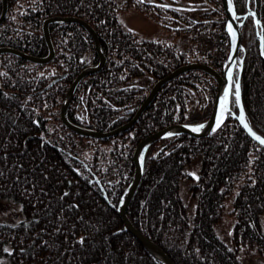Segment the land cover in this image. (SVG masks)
Returning <instances> with one entry per match:
<instances>
[{
  "label": "trees",
  "instance_id": "16d2710c",
  "mask_svg": "<svg viewBox=\"0 0 264 264\" xmlns=\"http://www.w3.org/2000/svg\"><path fill=\"white\" fill-rule=\"evenodd\" d=\"M234 1L241 14L248 4L257 11L264 34V0ZM131 9L152 16L181 44L123 26L120 14ZM54 15L87 20L102 40L107 62L79 83L69 107L73 122L98 130L129 121L154 83L175 68L197 61L222 72L230 53L222 0H9L0 46L46 55L42 24ZM50 31L56 54L47 63L0 54V197L23 213L0 220V257L5 264H162L134 234L118 231V211L66 151L88 163L117 205L132 179L138 142L171 123L206 120L217 81L188 70L163 86L130 129L106 138L82 135L60 111L76 75L98 62L94 40L79 23L51 24ZM241 33L243 104L264 135V58L252 15ZM227 198L234 223L223 236L217 226ZM128 215L177 264H245L246 255L264 261V145L232 116L208 136L154 142Z\"/></svg>",
  "mask_w": 264,
  "mask_h": 264
},
{
  "label": "water",
  "instance_id": "95a60500",
  "mask_svg": "<svg viewBox=\"0 0 264 264\" xmlns=\"http://www.w3.org/2000/svg\"><path fill=\"white\" fill-rule=\"evenodd\" d=\"M223 7L227 16L226 21V29L227 24L231 23L233 25V29L236 32L235 38H233L232 33H229L230 39H231V47H230V53L224 63L223 70L220 72L217 70L214 66L211 64L205 63V62H190L187 64H183L171 72H169L164 77L158 79L154 85L152 86L151 90L145 97V99L142 101V103L137 108L135 114L133 117L127 121L126 123L115 127L110 130H98L91 127H86L79 125L75 122H73L69 118V107L72 103V100L74 98L75 92L77 90V87L79 83L88 75L93 74L95 72H98L102 70L107 62V55L105 53L102 40L96 31V29L85 19L78 17V16H62V15H54L51 17H48L44 19L42 28L45 40L48 45V53L44 56L42 55H36L33 53H28L18 47L15 46H0V54L1 53H13L16 54L26 60L36 62V63H47L51 61L55 54V46L51 37V31L50 26L51 24L55 23H79L82 25L91 35V37L94 40V45L96 52L98 54V62L93 65L86 66L83 70H81L74 80L72 81L65 97L62 103L61 107V118L62 121L66 126L74 130L75 132L86 135V136H92V137H98V138H106L113 135H116L118 133L124 132L128 129H130L142 116L143 112L150 106V104L154 101L156 96L158 95L159 91L163 88V86L178 76L181 73H184L191 69H201L212 75L215 80L217 81V90L214 96L212 110L209 115V117L201 122H175L171 123L149 135L141 139L138 144L135 147L134 153H133V164H134V173L132 176V179L128 186L125 188L123 194L120 197V200L117 205H115L109 198L108 192L103 185L101 179L99 176L92 170V168L88 165L87 162L80 159L76 155H73L71 152L66 151L69 153L72 157L78 159L79 161L83 162L87 170L91 173L90 181L92 183H96L100 189L103 192V195L106 199V201L114 207L119 215L121 216L123 220V225L118 231H129L132 234L135 235V237L143 244V246L148 250L153 256H155L162 264H177L172 257L164 250V248L159 245L156 241L151 239L146 233L141 231L132 221V219L128 215V208L134 198V196L137 193V190L139 189L143 176L145 171V163H146V156L147 152L149 150V147L156 141L165 139L174 135L178 134H189L194 137H204L212 134L215 131H212L213 128H216V130L224 123L226 118L228 116L232 117H239L240 115V108L238 107V110L236 111L232 106V101L234 99V85L238 81L240 85V92H241V104L243 106V112H244V121L241 122L238 118V121L243 126V128L246 130V132L255 139V136H253L252 133H255L256 136H259L261 139H264V135L260 133V131L253 125V123L249 120L247 112L245 110L243 99H242V87H241V75L243 71V65L245 60V46L242 43V33H241V27L245 22V19L251 15V13H255L253 16L255 19V23L258 30V36L260 39V53L261 56L264 58V34L263 30L259 31V27L262 26L261 19L259 18V15L257 14V11L252 8L249 4L247 6V12L241 14L237 11L235 1L231 0V8L229 7L228 0H222ZM9 9V0H2V11L0 14V25L4 21L7 12ZM259 21V23H257ZM241 50H244L243 55H241ZM232 72L233 78L230 81L228 78L229 72ZM238 74V75H237ZM229 84L233 85V88L230 92L228 101H227V111L223 112V119L220 120L219 127L216 125L217 119L221 116V105L220 100L223 97L224 91L226 88H228ZM244 123L248 124V128L244 127ZM203 124L205 127L201 129L199 133L193 132L191 129L193 127H198L199 125ZM251 129V131H249ZM169 133H172V135H168ZM256 140V139H255ZM258 141V140H256ZM259 142V141H258ZM260 143V142H259ZM143 158V159H141Z\"/></svg>",
  "mask_w": 264,
  "mask_h": 264
},
{
  "label": "rangeland",
  "instance_id": "374dc122",
  "mask_svg": "<svg viewBox=\"0 0 264 264\" xmlns=\"http://www.w3.org/2000/svg\"><path fill=\"white\" fill-rule=\"evenodd\" d=\"M120 19L123 26L135 30L139 34L148 37H154L160 40H166L173 43L181 44L180 40L174 36L173 32L165 29L160 23H158L152 16H147L136 10H128L121 12ZM90 57V56H89ZM234 100V99H233ZM233 106V101H232ZM193 172L199 170V166L194 165L192 167ZM184 194H186V189L183 188ZM187 196V195H186ZM232 210V200L227 198L225 203V214L217 226L218 232L223 236H229L231 228L234 223V218L231 213ZM23 216L21 206L10 200H6L0 197V220L4 222H13ZM264 224V218H263ZM245 264H264L258 257L248 258L246 255ZM6 259L0 257V264H5Z\"/></svg>",
  "mask_w": 264,
  "mask_h": 264
},
{
  "label": "snow or ice",
  "instance_id": "6c2138e0",
  "mask_svg": "<svg viewBox=\"0 0 264 264\" xmlns=\"http://www.w3.org/2000/svg\"><path fill=\"white\" fill-rule=\"evenodd\" d=\"M141 2H143V0H141ZM249 3L252 2V0H248ZM229 3V7L231 8V0H228ZM162 7H165L164 5H161ZM251 15H255V13H251ZM257 23H259V21H257ZM227 29L230 33H232L233 38H235L236 36V32L233 29V25L231 23L227 24ZM238 75V74H237ZM228 78L231 81L233 78V74L230 71L228 74ZM233 88L232 84H229L228 88L225 89L223 97L220 100V105H221V116L217 119L216 121V125L217 127H219L220 124V120L223 119V112L227 111V101L230 95V92ZM234 100H233V105L237 106L240 108V115L239 117H237L241 122L244 121V112H243V106L241 104V92H240V85L239 82L237 81L234 85ZM205 126L203 124L199 125L198 127H193L191 130L193 132L199 133L201 131L202 128H204ZM244 127L248 128V124L244 123ZM212 131H216V128H213ZM249 131H251V129H249ZM253 136H255V139L258 140L260 142V144L264 145V139H261L259 136H256L255 133H252ZM168 135H172V133H169ZM143 159V158H141ZM5 251H7V249H5Z\"/></svg>",
  "mask_w": 264,
  "mask_h": 264
},
{
  "label": "flooded vegetation",
  "instance_id": "af4514ba",
  "mask_svg": "<svg viewBox=\"0 0 264 264\" xmlns=\"http://www.w3.org/2000/svg\"><path fill=\"white\" fill-rule=\"evenodd\" d=\"M164 2H162L161 4H163ZM165 5L167 6H173V7H178V8H186L185 6L181 5V4H175L173 2H165Z\"/></svg>",
  "mask_w": 264,
  "mask_h": 264
}]
</instances>
